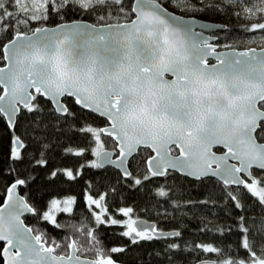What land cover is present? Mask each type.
<instances>
[{"label": "snow or ice", "instance_id": "snow-or-ice-1", "mask_svg": "<svg viewBox=\"0 0 264 264\" xmlns=\"http://www.w3.org/2000/svg\"><path fill=\"white\" fill-rule=\"evenodd\" d=\"M169 3L196 14L231 7L233 15L245 21L237 26L254 34L240 43H262L243 50L234 44L221 45L220 35L206 31L227 25L200 21L195 15H176L159 0H0V62L4 63L0 67V119L12 134L8 159L12 163L32 160L33 153L23 155L21 149L26 145L14 135L19 116L28 115L29 135L41 149L34 163L46 165L49 145L43 140L47 133L63 131L62 123L72 127L70 121L78 119L66 104L71 99L82 115L95 114L105 121L92 125L85 118L76 129L91 134L89 143L96 145L90 149L96 156L90 162L92 168L113 165L121 173L119 180L131 181L129 187H143L154 177L173 173L201 182L215 178L225 203L231 201L237 209H245L243 188L256 198L262 213L241 214L235 226L214 225L222 235L238 232L239 248L192 243L183 238L182 229L165 231L155 223L133 219L132 207L115 209L127 219H109L105 215L109 213L107 194L86 197V209L94 206L98 210L89 212L92 227L83 216L78 224L64 223L57 214L73 213L77 198H53L46 210H39L18 191L35 177L29 173L19 178L10 164L3 174L12 175L13 181L0 192V242L4 244L0 259L4 264H119L113 254H123L127 247H105L99 236L105 224L123 225L125 230L113 235L130 238L133 245L176 237L165 245V254L172 250L216 254L215 259L207 256L189 264H264V175L257 177L252 171L254 166L264 170V143L260 142L264 140V0ZM70 16H89L94 22ZM32 22L38 26L31 27ZM221 47L226 50H218ZM38 98L52 105L48 113ZM48 115L54 118L48 120ZM105 138L118 152L115 159L105 148ZM149 150L154 154L141 167L137 157ZM84 152L80 148L75 155ZM65 171L71 180L77 179L72 170ZM152 191L177 210L186 204L210 203L207 199H171L172 186ZM220 202L211 201L214 205ZM26 213L38 223L49 222L71 233L59 240L50 237L45 230L28 226L23 219ZM163 215L180 219L167 212ZM185 215L180 213V217ZM201 221L203 230L211 232L207 225L212 222L207 217ZM240 251L246 256L240 257Z\"/></svg>", "mask_w": 264, "mask_h": 264}, {"label": "trees", "instance_id": "trees-1", "mask_svg": "<svg viewBox=\"0 0 264 264\" xmlns=\"http://www.w3.org/2000/svg\"><path fill=\"white\" fill-rule=\"evenodd\" d=\"M7 2V0H5ZM160 3L166 5L169 0H159ZM207 2V0H205ZM233 8L227 7L224 11H210L206 14L186 13L184 16L198 15L201 18L206 17L207 20L223 23L228 27L226 30L218 32L221 39L218 41L221 45L234 44L238 49L247 47H258L259 44L254 42L250 44L240 43V40H247L249 37L254 36L253 33H246L237 25L244 24V20H239L233 15ZM85 19L88 22H94L91 17L84 16H70L68 19ZM257 22V21H252ZM38 26L36 22H32L31 27ZM10 35V34H9ZM220 49H224L221 47ZM4 63L0 62V66ZM0 92L2 88L0 87ZM38 103L43 108L45 113H48L52 105L44 98H38ZM67 106L75 113L78 119L70 121L72 127L67 123H62L61 128L63 131L54 132L49 131L43 143L49 145L45 152V158L48 160L46 165H35L34 161L39 159L40 145L36 143L31 137L32 131L29 126L30 117L28 115L19 116V124L16 128L14 135L21 137L25 148L21 149L23 155L33 153L32 160H23L22 162L12 163L8 159L10 152L11 135L5 122L0 119V192L10 185L13 181L12 175L3 174V170L11 166L16 169V174L19 178H26L30 173L35 177L30 180L27 187H21L19 190L22 195L28 197L29 202L34 204L39 210L44 211L48 206V202L53 198L63 199L68 196H75L77 203L73 206V213H59L57 219L64 223H79L81 217H86L88 226L92 227L91 221L93 216L89 212L98 211L93 206L92 209H86V197L92 195L99 198L100 195H105V202L108 205L109 213L105 214L109 219L115 218L117 220L127 219L122 213L115 211L120 207H132L134 210L133 219H145L155 223L158 228L165 231L173 229H182L184 239L190 240L192 243H213L221 247L225 245H235L239 248L240 234L238 232L224 233L223 235L217 232L214 225L220 226L237 224L236 218L241 214L247 216H259L262 213L261 205L256 202V198L247 193L246 189L241 188L243 193L242 202L247 206L245 209H237L234 203L228 201L225 203L221 196L222 186L217 184L216 179L203 178L201 180H193L188 177L182 176L179 173H173L171 177H154L150 181L144 182V186L129 187L130 180H119L121 173L112 167H104L100 169L92 168L90 162L96 159V156L91 152V148L96 147L95 143H89L91 134H83L76 129L81 125V120L87 119L92 125H104L103 119H98L95 114L85 113L81 114L79 106L72 103L71 99L66 101ZM34 119V117H32ZM54 117L51 115L46 116V119L51 120ZM106 137V136H105ZM260 142H264L261 140ZM71 148L72 151L68 152L66 149ZM80 148H84L83 155L77 156L75 152ZM105 148L117 152L112 146V142L105 138ZM152 155L151 151L144 152L139 155L137 159L140 160V166L143 167L144 160ZM32 167H28L29 164ZM83 165V167H81ZM72 170L77 176L76 180H71L65 170ZM132 170L136 172V168ZM57 171L56 176L51 173ZM253 173L260 177L264 172L253 170ZM160 186H172L174 194L171 199L186 201V200H209L207 205L203 204H186L181 209L177 210L170 202L164 198L157 197L152 191ZM235 188V187H233ZM235 194V193H234ZM212 200L221 201L219 205L211 203ZM3 202V197H0V203ZM162 215H157V213ZM165 212L168 214L179 217L178 220H171L163 215ZM184 212L187 215L180 217V213ZM201 217H207L209 223L208 228L212 229L211 232L203 230ZM182 220V223H181ZM25 223L30 227L45 230L50 237H55L59 240L62 235L70 234L71 229L61 228L56 229L49 222L40 221L39 223L29 215L25 217ZM186 225V227H184ZM123 225H110L105 224L99 228V236L103 241L105 247L111 246H126L127 251L123 254H113V259L118 261L119 264H169V257L172 259V264H189L207 256L215 259L216 254L202 253L197 255L195 252H184L172 250L170 253L165 254L164 248L167 243L176 241V237H166L160 241H141L138 244H131L130 238L113 235V233H120L124 231ZM199 230V231H190ZM85 246L87 242L84 241ZM4 247L0 243V249ZM159 251L160 256L150 255ZM240 257H245L244 251L239 252ZM0 264L4 261L0 259Z\"/></svg>", "mask_w": 264, "mask_h": 264}, {"label": "water", "instance_id": "water-1", "mask_svg": "<svg viewBox=\"0 0 264 264\" xmlns=\"http://www.w3.org/2000/svg\"><path fill=\"white\" fill-rule=\"evenodd\" d=\"M161 4H162V3H161ZM163 6L166 7L164 4H163ZM166 8H167V7H166ZM167 9H168V8H167ZM168 10H169V9H168ZM169 11L172 12V13H174V14H176V15H179V14H177V13L171 11V10H169ZM182 16H184V15H182ZM185 17L187 18V16H185ZM195 18L198 19V20H200V21H204V22H213V21L206 20V19H204V18H199V17H195ZM214 23H217V24H223V23H218V22H214ZM223 25H225V24H223ZM224 30H226V28L207 30V31H206V34L218 33V32L224 31ZM218 50H219V49H218ZM225 50H226V49H223V50H220V51H225ZM239 50H243V49H239ZM3 66H4V65H3ZM3 66H0V67H3ZM1 88H2V87H1ZM44 99H46V98H44ZM46 100H47V99H46ZM105 136H106V134H105ZM261 143H264V142H261ZM106 150H108V151H110V152L113 153V158H114V159H115L116 155H118V152H117V154L115 155L114 151L109 150V149H106ZM150 151H151V150H150ZM151 153H152V152H151ZM152 154H154V153H152ZM218 154H221V152H218ZM104 167H112V168L115 169V167H114L113 165H105ZM115 170H117V169H115ZM253 170H258V171L264 172V170H260V169L256 168L255 166L253 167L252 171H253ZM117 171H119V170H117ZM119 172H120V171H119ZM179 174L182 175V176H184V174H182V173H179ZM243 175H246V174H243ZM254 175H255V174H254ZM185 177H186V176H185ZM188 178L193 179V180H197V179L194 178V177H188ZM214 179H215V178H214ZM233 187H236V186H233ZM18 191H19V194L22 195L21 192H20V190H18ZM29 215H32V214H28V213L25 214V216L23 217L24 221H25V217H26V216H29ZM138 220H143L144 222H146V223H148V224L153 223V222H150V221L145 220V219H138ZM0 243H2V242H0Z\"/></svg>", "mask_w": 264, "mask_h": 264}, {"label": "rangeland", "instance_id": "rangeland-1", "mask_svg": "<svg viewBox=\"0 0 264 264\" xmlns=\"http://www.w3.org/2000/svg\"><path fill=\"white\" fill-rule=\"evenodd\" d=\"M165 6H166L169 10H171V11H173V12L179 14V15H184V14L187 13V12L182 11V9H181L180 7H174L171 3H166ZM195 17H199V18H201V17L198 16V15H195ZM202 18H204V19L207 20L206 17H202ZM256 43H258V44L260 45L262 42L259 41V40H256ZM106 149H107V148H106ZM62 206H63V205H62Z\"/></svg>", "mask_w": 264, "mask_h": 264}, {"label": "flooded vegetation", "instance_id": "flooded-vegetation-1", "mask_svg": "<svg viewBox=\"0 0 264 264\" xmlns=\"http://www.w3.org/2000/svg\"><path fill=\"white\" fill-rule=\"evenodd\" d=\"M216 34V33H215ZM225 49V48H224ZM219 50H223V49H219ZM222 151V150H221Z\"/></svg>", "mask_w": 264, "mask_h": 264}]
</instances>
